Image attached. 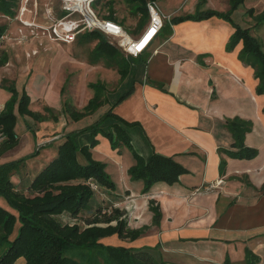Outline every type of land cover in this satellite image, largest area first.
Here are the masks:
<instances>
[{"label": "crops", "instance_id": "obj_1", "mask_svg": "<svg viewBox=\"0 0 264 264\" xmlns=\"http://www.w3.org/2000/svg\"><path fill=\"white\" fill-rule=\"evenodd\" d=\"M158 1L167 20L187 14H177L165 0ZM185 2L182 0L181 4ZM193 3L194 8L188 13L197 8L217 11L230 8V0H194ZM241 5L245 8L240 9ZM248 9H253L252 15ZM238 10L242 12L241 22L234 20L231 14L233 21L249 27L263 49L264 25L256 20L261 25L260 30H256L253 17L264 10V0H243L232 13ZM168 29L161 28L140 54L142 62L138 61L135 68L131 66L113 104L108 97L114 96L113 93L105 97L114 114L134 123L127 130L137 153L144 158L152 152L172 157L187 172L173 184L157 182L143 193V181L132 180L128 174V169L135 164L130 149L121 146L113 150L107 138L97 134L91 155L106 164L105 170L115 183L114 190H106L104 201L116 204L115 198L125 195V200L119 201L124 205L116 206L126 211L130 228L143 229L134 240H117L116 235L103 239L115 240L113 245H123L125 241L127 247L158 246L163 264H264V194L261 190L264 183V94L255 91L258 79L254 77L253 68L238 58L241 42L231 50L226 49L234 28L225 19L212 16L185 20L170 25V33ZM143 56H146L145 61ZM131 85L129 95L115 103ZM7 95L4 93L3 98ZM91 116L88 114L78 121L90 120ZM235 117L251 122L244 144L257 150L253 158H231L218 151V148L232 149L234 139L225 121ZM97 119L72 130L69 125L73 121L51 124L33 120L34 145L40 146L37 156L32 158L34 164L31 166L27 160L11 176L15 189L27 193L34 175L57 155L58 146L69 131L75 132L79 145L88 143V131L81 132V129ZM43 130L48 133L45 135ZM14 148L0 155V159ZM221 159L226 161L222 172L219 170ZM78 160L85 162L81 153ZM4 162L7 163L5 160L0 163ZM112 172L120 175L121 184ZM151 204L161 213L156 223ZM0 206L14 212L1 197ZM246 250L258 260L247 263ZM13 264H25V259L19 257Z\"/></svg>", "mask_w": 264, "mask_h": 264}, {"label": "trees", "instance_id": "obj_2", "mask_svg": "<svg viewBox=\"0 0 264 264\" xmlns=\"http://www.w3.org/2000/svg\"><path fill=\"white\" fill-rule=\"evenodd\" d=\"M19 1L0 0V15L14 17ZM125 1L130 4L132 13L139 14L138 25L148 20L146 3L151 0ZM92 3L96 4V0ZM242 3L243 0H230V8L227 11L197 8L193 13L176 15L165 20L162 28L168 27L167 32L170 33V25L185 20H202L212 16L225 19L234 28L226 49L231 50L239 42L242 43L238 58L253 68L254 77L258 79L255 91L257 94H264V51L261 43L251 34L249 27L238 25L231 17L232 12ZM247 12L252 15L254 11L248 9ZM105 18L116 21L111 12ZM255 18L257 22H264V10ZM6 30L7 25L0 24V67L8 62V54L1 48L2 36ZM79 37L97 40L93 49L95 58L104 59L107 66L116 67L121 80L127 77L131 66L135 68L140 58V55L125 56L99 31H86ZM1 83L12 92V95L0 110V155L18 144L14 111L17 100L18 113H30L27 108L28 96L25 92L18 99L13 84H7L6 78H2ZM89 87L94 93L83 110L76 111L71 108V112L68 111L74 120L92 114L107 103V98L104 96L105 86L102 82L90 83ZM131 91L132 85L118 97L115 103L120 102ZM107 121L109 122L104 126ZM132 124L134 123H129L114 114L111 105L93 124L81 129V132L88 131V143L79 145L74 136L75 132L66 133L58 146L57 155L34 175L27 187V193L16 190L10 177L26 158L35 156L37 152L0 166V196L15 212L0 206V264H13L19 257L25 259V264L164 263L158 253V246L127 247L102 242L101 239L112 235L122 240H134L143 229L129 227L124 209L99 203L95 205L91 201L96 189L105 191L115 189L114 181L105 170L106 164L91 155L90 149L97 144V134L107 138L113 150L121 146L130 149L135 164L128 169V174L132 180L143 181V193L157 182L173 184L179 180L181 174L187 172V169L172 157L152 152L144 158L137 153L127 130ZM225 127L234 139L231 144L232 149L218 148L219 152L238 159H250L257 154L255 148L244 144L245 133L251 128L250 121L235 117L227 119ZM78 153L84 156V163L78 160ZM225 163L224 159L220 160L221 172ZM261 190L264 194V183ZM92 209H94L93 215L83 219L84 226L79 225L77 219H82L81 216ZM150 209L153 211V221L158 222L161 215L159 208L151 204ZM59 218L67 219L62 222ZM245 252L247 263L258 260V257L249 250Z\"/></svg>", "mask_w": 264, "mask_h": 264}, {"label": "rangeland", "instance_id": "obj_3", "mask_svg": "<svg viewBox=\"0 0 264 264\" xmlns=\"http://www.w3.org/2000/svg\"><path fill=\"white\" fill-rule=\"evenodd\" d=\"M165 1L170 6L169 8L177 12V14L191 12L194 8V0H186L185 4H181L182 0ZM156 2L164 13L162 5L158 0ZM68 4L74 3L65 2L64 0H20L14 17L10 18L0 15V24L7 25V30L1 41V48L8 54V62L0 67V105L5 104L12 95V92L1 83L2 78H6L7 84L14 85L18 99L23 92L28 96L27 108L30 111L27 114H19L17 100L14 111L16 113L15 133L18 136L19 145L11 150L9 155L0 159V162L3 160L11 162L20 158H26L39 149L40 145H34L36 131L32 130V128L35 129L33 120L40 122L49 121L51 124L59 123V121H61V124L62 122L68 124L73 121V124L69 125L70 130H72L75 127L83 126L85 122L88 124L89 121H94L103 114L109 107V102L94 111L90 120L89 118L81 119V121L74 120L69 114L71 108L76 111H82L87 104L86 100L93 96L94 91L89 87L90 83L96 81L102 82L105 86L104 96H108L111 93L114 95L108 96L111 99L109 100L111 104H113L114 99L119 95L118 92L120 93L121 91L119 90V86L122 80L116 67L107 66L104 59H96L93 54L97 40L79 37L85 33L81 31L72 43L54 41L46 32L44 34L38 33V35L31 33L30 29L23 26L20 21L22 18L23 20L33 21L40 25H46L45 27H50L48 24L53 20L66 15L64 8ZM91 5L92 7L95 5L93 8L101 17L105 18L111 12L114 19L121 23L135 37L140 35L147 24L145 21L146 23L138 25L139 14L132 13L130 4L125 0H96V4L91 3ZM21 8H25L23 14L20 12ZM244 8L243 5L240 6V9ZM72 16L79 17L76 14H72ZM232 17L237 22H241V10L232 13ZM253 22L256 23L255 17H253ZM260 24L264 25V22H260ZM260 24L256 23V30H260ZM21 35H25L22 40H20ZM105 37L107 40H111L109 37ZM146 38L141 41L140 45L145 43ZM259 42L261 43L260 40ZM262 50L264 51V46ZM34 51L35 53H33ZM145 57L143 56L142 59L145 60ZM138 61L140 62L141 59L139 58ZM4 93L8 94V98H3ZM35 115L37 117H34ZM46 125L48 126L49 124H44V126ZM63 125L66 127V124ZM44 132L45 135L48 133V131ZM35 156L26 158L25 162L29 160L32 166L34 164L32 158ZM4 163H0V166ZM110 168L112 170V167ZM112 173L117 183L121 184L122 179L120 175L115 172ZM14 174L15 172L12 173V175ZM125 198V195H121L119 199L115 198L117 202L112 205V201H104V199H107L106 191L96 189L91 201L92 203L96 202L97 205L99 203L104 206L118 207L116 205L119 204L122 207L124 204H120L119 201L122 202ZM93 211L94 209L86 211L81 216L82 219H77L79 225L84 226L83 219L91 217ZM59 219L63 222L67 218H63V220L62 218ZM114 238L120 240L116 236ZM106 239L102 241L104 243H116L115 240L109 241ZM122 244L123 246L128 245L125 241Z\"/></svg>", "mask_w": 264, "mask_h": 264}, {"label": "built area", "instance_id": "obj_4", "mask_svg": "<svg viewBox=\"0 0 264 264\" xmlns=\"http://www.w3.org/2000/svg\"><path fill=\"white\" fill-rule=\"evenodd\" d=\"M92 1L93 0H87L86 5L83 6L68 4V6L64 8L66 15L53 20L48 24L50 27H45L46 25H40L33 21L23 20L22 18L20 21L23 26L30 29L31 33L38 35V33L44 34L46 32L52 40L63 43L74 42L77 34L81 31H99L109 37L111 40L108 41L125 56L137 57L158 35L163 27L164 20L167 17L162 12L156 0L148 1L146 3L148 23L140 35L135 37L129 34L121 23L99 16L91 5ZM24 9H20L22 14ZM72 14H76L79 17L76 18L75 16H72ZM24 36L25 35H21L20 40L24 39ZM145 37H147L145 43L140 45ZM33 53H35V51ZM2 108L3 106L0 105V110Z\"/></svg>", "mask_w": 264, "mask_h": 264}, {"label": "bare ground", "instance_id": "obj_5", "mask_svg": "<svg viewBox=\"0 0 264 264\" xmlns=\"http://www.w3.org/2000/svg\"><path fill=\"white\" fill-rule=\"evenodd\" d=\"M64 1L65 2H73L75 4V6H83L87 2V0H64ZM83 3H85V4H83Z\"/></svg>", "mask_w": 264, "mask_h": 264}]
</instances>
